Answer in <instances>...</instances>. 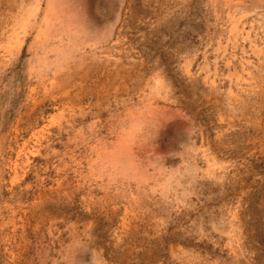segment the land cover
Here are the masks:
<instances>
[{"label": "rangeland", "instance_id": "obj_1", "mask_svg": "<svg viewBox=\"0 0 264 264\" xmlns=\"http://www.w3.org/2000/svg\"><path fill=\"white\" fill-rule=\"evenodd\" d=\"M0 264H264V0H0Z\"/></svg>", "mask_w": 264, "mask_h": 264}]
</instances>
